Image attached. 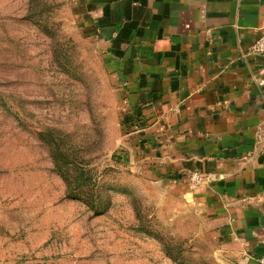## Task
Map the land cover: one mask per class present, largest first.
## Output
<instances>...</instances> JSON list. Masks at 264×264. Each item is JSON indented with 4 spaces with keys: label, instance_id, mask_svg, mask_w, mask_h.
Here are the masks:
<instances>
[{
    "label": "rangeland",
    "instance_id": "374dc122",
    "mask_svg": "<svg viewBox=\"0 0 264 264\" xmlns=\"http://www.w3.org/2000/svg\"><path fill=\"white\" fill-rule=\"evenodd\" d=\"M30 1L0 0V264H179L140 224L188 264H231L179 192L143 178L126 153L119 94L75 0ZM48 129L80 148L97 186L132 194L113 191L99 215L67 197L39 136Z\"/></svg>",
    "mask_w": 264,
    "mask_h": 264
},
{
    "label": "crops",
    "instance_id": "0c3cea01",
    "mask_svg": "<svg viewBox=\"0 0 264 264\" xmlns=\"http://www.w3.org/2000/svg\"><path fill=\"white\" fill-rule=\"evenodd\" d=\"M143 178L179 192L231 264L264 253V0H75ZM140 106L126 133L122 114ZM169 174L165 177L162 174ZM200 177L195 183L192 174Z\"/></svg>",
    "mask_w": 264,
    "mask_h": 264
},
{
    "label": "trees",
    "instance_id": "16d2710c",
    "mask_svg": "<svg viewBox=\"0 0 264 264\" xmlns=\"http://www.w3.org/2000/svg\"><path fill=\"white\" fill-rule=\"evenodd\" d=\"M30 3L33 6L38 5L37 0H31ZM141 113L140 106H137L133 111L122 114L121 122L127 133L131 132L134 126L137 128L144 127V124H140L139 122ZM39 136L49 146L55 170L66 182L67 197L81 200L92 209L94 214H103L109 209L111 206V193L113 191L132 194L131 190L121 188L114 184L97 186L90 172L91 170L80 164L83 162V157L80 155V148L73 149L74 146L71 145V140L67 138L68 135H65L58 129H48L40 132ZM162 175L169 177V174L163 173ZM132 202L137 218L141 223V215L137 208L136 198H132ZM140 227L145 233L158 239L162 243L164 252L168 257L179 264H188L182 249L174 252L172 244L166 237L158 232H153L143 224H140Z\"/></svg>",
    "mask_w": 264,
    "mask_h": 264
},
{
    "label": "built area",
    "instance_id": "2783aa9c",
    "mask_svg": "<svg viewBox=\"0 0 264 264\" xmlns=\"http://www.w3.org/2000/svg\"><path fill=\"white\" fill-rule=\"evenodd\" d=\"M251 51L254 54L260 55L264 58V33L255 40L253 45L251 46ZM200 177L197 173L192 174V180L197 183L199 181ZM257 264H264V253L261 254L258 258Z\"/></svg>",
    "mask_w": 264,
    "mask_h": 264
}]
</instances>
